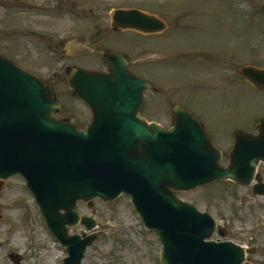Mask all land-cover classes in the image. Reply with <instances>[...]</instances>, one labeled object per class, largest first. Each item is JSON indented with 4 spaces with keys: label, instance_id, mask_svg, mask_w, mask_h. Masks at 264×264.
Segmentation results:
<instances>
[{
    "label": "rangeland",
    "instance_id": "rangeland-1",
    "mask_svg": "<svg viewBox=\"0 0 264 264\" xmlns=\"http://www.w3.org/2000/svg\"><path fill=\"white\" fill-rule=\"evenodd\" d=\"M31 2L25 1V8L22 0H12L15 10L8 16L0 8V32L26 70L43 78L57 72L64 78L56 87L62 116L76 119L82 128L90 124L91 111L64 81L66 69L103 70L101 54L106 49L126 55L135 72L156 87L147 94L143 114L148 121L169 128L173 108L188 107L206 119L210 132L227 138L228 146L234 129L229 126L232 99L237 101L232 104L236 120L264 113V101L246 93L241 79L228 82L233 67L258 66L264 57V0H37V7ZM15 4H21L20 13ZM117 9L155 14L169 30L155 36L116 33L111 12ZM37 33L49 46L39 44ZM23 183L21 177L0 182V264H12L9 256L14 252L25 264H63L66 251L49 233ZM180 198L210 209L239 237L243 227L252 225L253 235L244 239L252 236L264 246V199H254L230 183L181 193ZM96 211L103 237L83 264H158V243L150 242V233L126 200L96 201ZM255 261L264 264L262 258Z\"/></svg>",
    "mask_w": 264,
    "mask_h": 264
},
{
    "label": "water",
    "instance_id": "water-1",
    "mask_svg": "<svg viewBox=\"0 0 264 264\" xmlns=\"http://www.w3.org/2000/svg\"><path fill=\"white\" fill-rule=\"evenodd\" d=\"M113 19L116 27L147 33L165 28L136 10L115 11ZM103 59L108 72L70 69L73 94L92 110L83 133L75 120L56 115L61 105L51 83L0 54V179L19 173L27 180L49 227L69 246L66 264H81L94 240L67 235L66 226L78 224L77 202L115 200L122 194L161 236L168 264H242L245 255L232 244L203 245L199 212L177 193L227 180L250 184L264 161V127L259 141L239 136L238 153L230 167L222 168L221 152L197 117L177 108L172 130L149 124L142 111L145 93L154 87L132 71L123 54L108 50ZM81 223L88 230L96 225L88 219ZM14 259L20 264L19 257Z\"/></svg>",
    "mask_w": 264,
    "mask_h": 264
},
{
    "label": "flooded vegetation",
    "instance_id": "flooded-vegetation-1",
    "mask_svg": "<svg viewBox=\"0 0 264 264\" xmlns=\"http://www.w3.org/2000/svg\"><path fill=\"white\" fill-rule=\"evenodd\" d=\"M3 2H8L10 3L11 1H8V0H1ZM23 1V4L25 5V1L27 0H22ZM4 34L2 32H0V52H2L3 54L5 55H8V56H11V57H14L16 60L17 57L13 56L9 51L11 50V47H10V43L4 38ZM10 53V54H9ZM244 66H254V65H244ZM241 67L242 66H236V67H233L230 71H229V79H228V82L231 83V79L234 81V80H239L241 79L243 81V86H246L248 89L244 88V91L248 94H252L253 93V96H255L258 101H264V90H261V89H257L255 88L256 86L258 87H264V73L260 72V73H254V72H247L244 74V78H242L241 74H240V71H241ZM258 69L260 71H264V57H261L260 58V64L257 66ZM103 70H106L103 69ZM49 79L51 81H53L54 83L55 82H59L62 80V78L57 74V73H54V75H52V77H49ZM255 86V87H254ZM240 88V86H238ZM242 89V88H241ZM241 90H239V94L241 95ZM252 96V95H250ZM228 100H230L228 98ZM245 101H248V100H252V99H245ZM236 100L235 99H232V102L230 101V108H231V112H230V123H229V126L231 128H234V129H238V130H235L234 132H230L232 133V137L230 138V142H229V146L231 145L233 147V145H235V142H236V134L238 132H245V133H250V134H256L257 133V126L259 124V122L261 120L264 119V113L262 112H256L252 115H250L249 117L247 116H239V119L240 120H236L235 118V113L236 111L232 108V104L235 105L236 104ZM199 120L207 127L208 129V126H207V122H206V119H204L202 116H200L199 114ZM246 128H245V127ZM233 129V130H234ZM209 130V129H208ZM211 134L214 135L213 137L215 138V141L219 144H222V145H225L226 144V139L223 140L221 139L222 136H219L218 134L216 133H213L212 130H211ZM218 144V145H219ZM261 174L263 175L264 177V166H261ZM202 209V207H200ZM211 213H213V211L210 210ZM230 231L228 233V240H231L233 241V238H231L230 236ZM98 236H99V239L101 238V232L98 231ZM215 241H221V239H219V237H215L214 239ZM260 254V251H257V255ZM256 255V256H257ZM253 258L251 257L250 258V262L251 264H256L253 260Z\"/></svg>",
    "mask_w": 264,
    "mask_h": 264
}]
</instances>
